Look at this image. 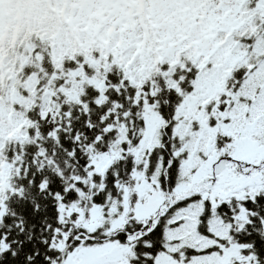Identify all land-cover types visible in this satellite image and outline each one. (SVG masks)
I'll return each mask as SVG.
<instances>
[{"label":"snow or ice","instance_id":"1","mask_svg":"<svg viewBox=\"0 0 264 264\" xmlns=\"http://www.w3.org/2000/svg\"><path fill=\"white\" fill-rule=\"evenodd\" d=\"M0 264H264V0H0Z\"/></svg>","mask_w":264,"mask_h":264}]
</instances>
